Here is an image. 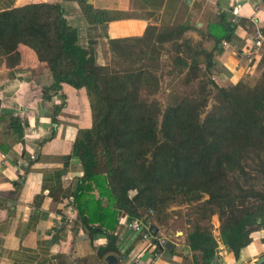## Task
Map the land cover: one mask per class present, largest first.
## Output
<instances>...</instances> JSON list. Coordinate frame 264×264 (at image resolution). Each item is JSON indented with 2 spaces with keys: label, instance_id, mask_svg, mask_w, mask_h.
Wrapping results in <instances>:
<instances>
[{
  "label": "trees",
  "instance_id": "trees-1",
  "mask_svg": "<svg viewBox=\"0 0 264 264\" xmlns=\"http://www.w3.org/2000/svg\"><path fill=\"white\" fill-rule=\"evenodd\" d=\"M63 1L76 2L89 25L116 19L90 0ZM189 29L152 25L141 37L109 39L112 64L103 66L96 63L93 48L80 45L60 2L0 12V62L18 64L17 47L24 44L47 63L48 90L57 93L66 83L85 88L91 99L92 125L79 130L72 146L83 175L62 198L70 199L91 237H106L100 257L119 258L115 229L121 216L141 218L152 210L146 219L160 220L173 203L191 206L196 215L185 237L187 250L199 253L191 264H211L215 258L218 240L202 224L213 215L220 241L235 255L251 242L252 232L264 229V69L253 84L218 85L210 72L213 52L205 55L200 46L192 47L184 37ZM232 31L221 15L207 35L217 45ZM181 37L189 89L162 109L144 97L143 91L159 83L147 60L156 61L162 43ZM5 117L21 139L26 120L12 110ZM60 193L49 190L56 200Z\"/></svg>",
  "mask_w": 264,
  "mask_h": 264
},
{
  "label": "crops",
  "instance_id": "crops-1",
  "mask_svg": "<svg viewBox=\"0 0 264 264\" xmlns=\"http://www.w3.org/2000/svg\"><path fill=\"white\" fill-rule=\"evenodd\" d=\"M39 2L62 4L69 25L78 30L80 45L93 48L98 65L112 64L109 39L141 37L148 26L159 29L163 20L180 19L179 25L195 27V32L203 35L198 45L205 55L213 52L210 72L218 85L240 81L253 84L264 69V47L253 49L254 32L264 33V0H90L95 8L116 17L104 23V28L87 24L73 1L0 0V12ZM182 9L190 19L187 17L181 24ZM233 9L237 11L235 22L231 20ZM135 11L137 14H127ZM221 15L233 31L216 45L206 34ZM191 29L185 35L195 41L201 39L191 35ZM17 50L18 64L10 67L5 60L0 62V264H106L108 254H97L106 245V237H91L70 199L62 198L83 175L79 158L72 155V146L79 130L92 125L91 99L85 88L76 89L66 83L57 93L48 90L52 76L47 63L24 44H19ZM11 110L27 122L21 139L9 129L5 114ZM50 189L61 191L59 200L49 194ZM123 217L115 232L119 253L123 251L126 259L118 264H134L137 259L143 264L146 255L137 257L143 243L122 226ZM152 225L154 233L163 235L157 222ZM185 237L182 232V237L168 240L171 248L163 251L160 264L192 263L199 253L187 250ZM250 237L251 242L237 255L218 240L219 253L211 264H255L264 255V229L252 232Z\"/></svg>",
  "mask_w": 264,
  "mask_h": 264
},
{
  "label": "rangeland",
  "instance_id": "rangeland-1",
  "mask_svg": "<svg viewBox=\"0 0 264 264\" xmlns=\"http://www.w3.org/2000/svg\"><path fill=\"white\" fill-rule=\"evenodd\" d=\"M136 12L137 11L128 12L127 14H137ZM187 17L190 19L188 12L185 9H182L181 24L186 21ZM179 22L180 19L178 21H170V19L163 20L159 29L166 30V28H176L179 26ZM195 29V27L191 29L193 30L191 35L197 34L201 36V39H198L199 41H195L193 37L186 36L184 33V37L191 41L192 47H196L202 42V39L204 40L203 35L200 32H195ZM158 51L156 61L147 60V63L151 65L150 69L159 80L158 88L154 89L151 87L148 88L147 91H143V93L148 101H156L161 108L164 109L175 99L176 96H182V94L186 93L189 89V86L185 85L186 71L182 72V37L181 39L175 40V42L168 41L166 44L162 43V45L159 46ZM162 54H165L166 56L161 57ZM154 57H156V55ZM135 65L137 64H134L133 66ZM211 104L212 100H210L206 109H209ZM195 216L196 215L192 213L191 206L187 204L173 203L167 208L163 215L160 216V220L150 218V221L157 222L160 228L163 229V235L167 236V234H170L168 239L172 241L175 238L182 237V232L185 235L186 232L190 230L192 223L189 225L188 221H192ZM202 224L208 226L214 237L217 240H220L219 221L216 215H213L209 221H203Z\"/></svg>",
  "mask_w": 264,
  "mask_h": 264
},
{
  "label": "built area",
  "instance_id": "built-area-1",
  "mask_svg": "<svg viewBox=\"0 0 264 264\" xmlns=\"http://www.w3.org/2000/svg\"><path fill=\"white\" fill-rule=\"evenodd\" d=\"M232 14V22L236 21L237 17V11L236 9H233L231 11ZM264 47V33H262L260 30H256L254 32V38H253V49L258 50L260 48ZM251 52H245L244 54H251ZM148 215H153V211L150 210L148 214H145L141 218H133L129 219L126 215L123 217L122 226L125 229L130 230L135 237L139 238V240L143 243V247L138 253L137 257H143L146 255V260L143 262V264H160L163 251L166 249V245L169 243L168 236L161 235L157 233H152L151 226L152 222L148 218ZM217 253L218 248H217ZM119 256V262L123 263L125 262L126 256L123 251L120 252ZM132 263V262H131ZM128 263V264H131ZM142 263V262H141ZM139 262V259L135 261L134 264H141Z\"/></svg>",
  "mask_w": 264,
  "mask_h": 264
},
{
  "label": "water",
  "instance_id": "water-1",
  "mask_svg": "<svg viewBox=\"0 0 264 264\" xmlns=\"http://www.w3.org/2000/svg\"><path fill=\"white\" fill-rule=\"evenodd\" d=\"M102 28H104V25L102 26ZM150 228H151L152 233H154L155 227L152 225ZM105 262L106 264H118V258L114 254H108L105 258ZM255 264H264V255L260 256L256 260Z\"/></svg>",
  "mask_w": 264,
  "mask_h": 264
}]
</instances>
